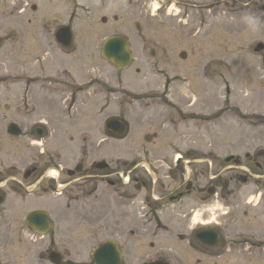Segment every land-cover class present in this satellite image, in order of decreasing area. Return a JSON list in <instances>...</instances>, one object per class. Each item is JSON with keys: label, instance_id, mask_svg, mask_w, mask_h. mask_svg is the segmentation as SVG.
Instances as JSON below:
<instances>
[{"label": "rangeland", "instance_id": "obj_1", "mask_svg": "<svg viewBox=\"0 0 264 264\" xmlns=\"http://www.w3.org/2000/svg\"><path fill=\"white\" fill-rule=\"evenodd\" d=\"M247 2L0 0V186L16 185L10 181L22 178L23 166L46 161L44 143L31 144L32 126L43 118L18 115L17 100L25 84L18 83L20 76L50 78L75 105L56 103L70 120L65 140L48 143L46 150L60 158L67 152L70 169L82 159L85 168L93 162L110 166L86 182L72 179L75 188L61 198L80 196L78 202L88 205L92 199L83 198L86 194L101 195L100 204L107 207L79 217L126 226L138 239L132 240L138 253L127 264H139L144 256L146 263L159 257L168 264H264V162L258 161L261 169L253 162L264 150V51L255 52L264 44V27L256 3L241 9ZM214 10L221 16L216 22ZM64 28L73 34L69 48L54 40ZM112 37L130 44L134 60L127 71L101 58ZM94 81L98 86L89 88ZM234 104L244 115V129L225 125ZM114 117L128 125L124 138L115 140L106 129ZM14 122L24 128L20 137L7 134ZM208 126L215 129L208 137L194 131L205 135ZM147 136L153 139L146 142ZM229 155L241 165H227ZM245 171L253 177L237 183L236 175L246 176ZM144 181L147 187H139ZM190 182L191 195L170 204L167 198ZM212 188L215 196L208 194ZM62 204L57 200L47 208L62 219ZM114 205L132 209L124 217V211L114 214ZM146 220L157 223L162 237L149 239L146 230L137 231ZM204 229L216 230L226 242L222 258L209 259L191 234Z\"/></svg>", "mask_w": 264, "mask_h": 264}, {"label": "flooded vegetation", "instance_id": "obj_2", "mask_svg": "<svg viewBox=\"0 0 264 264\" xmlns=\"http://www.w3.org/2000/svg\"><path fill=\"white\" fill-rule=\"evenodd\" d=\"M240 1L245 2L246 0ZM257 2H262V4ZM257 2L254 0H248L247 3L242 4L241 9L250 6L251 3H256V7H260V10L262 11L260 21L264 27V0H258ZM56 44L60 48L61 45L57 42ZM57 50L61 52V50ZM62 54L64 55V53ZM19 78H22V80H19L18 83L25 84H23V95L19 96L17 100L19 101V105H17V114L20 115L22 112L23 114L29 116V113H32L34 118H36V116L43 118L36 126H32L35 135L32 137L33 142L30 143L32 145L37 144L39 147L43 146L44 143L45 147H47L48 143L65 140V133L67 124L70 120V113L67 112L66 114L65 109L61 108V106L57 107L56 104L59 102L58 100H63V102H68V100L72 101V98L70 99L71 96L63 90L64 86H60L57 81L50 78L37 79L32 77L30 79L24 76H20ZM95 86H98V84L94 81V84H92L89 88H93ZM226 92L227 95L230 94V91ZM77 93L78 95H82V92ZM71 101L69 102V105L71 103H74L75 105V100ZM238 105L239 104L235 106L234 104L232 109L234 114L229 118L227 123L225 122V125H234V127L244 129L245 118H243L244 115ZM27 116H25L26 121L29 120ZM111 119H118V117ZM119 119L124 121L127 131L128 125L126 121L123 118ZM38 125H40V127ZM12 126H14V128ZM210 128L211 126L204 127L205 135L198 128H195L194 131H196L197 134L201 133L203 137H208L210 132L213 133V130H215H210ZM225 129L226 127L223 128V132ZM6 131L8 135L15 136L17 134L15 137H20L24 132V128L22 125L14 122L7 127ZM108 133L115 140L119 138L111 132ZM32 134L33 133H30V135ZM124 137L125 136L122 138ZM147 138L151 137L147 136L145 138L146 142H148ZM242 138L243 137L239 140ZM152 139L153 137L149 141ZM45 147L41 150V155L46 156V161H41V163L33 161L28 166H23L24 173L22 178L20 180L12 179L10 181L14 182L16 185H9L6 183L7 185L5 184L0 186V264H53V258L55 260H60L58 264H65L68 261L78 264H94L92 262L94 251L101 248L106 243H110L112 249L115 250L117 255H122L123 260L121 264H127V259L130 257L135 258V254L138 253V248L132 244V240L134 242V240L138 239L137 237H134V235L126 233V226L121 223H106L108 218L101 220V218L95 219V217H93L90 221H86L85 219H81L79 217L83 215V213L86 214L90 212L97 214L99 210L103 211V209L107 207V203L100 204V200L103 199L101 195L99 196L94 193L92 196H87L88 194H86L83 198H87L88 200L92 199V202L88 205L83 203V200L81 204L78 202V200L81 201L79 199L80 196L74 197L72 201H70L71 199L69 196L66 199L61 198L64 197L65 192H69L75 188L72 179H74L76 183L86 182L87 179L95 176L93 174H98L99 170H108L110 167L109 164L106 162H93L90 164L89 168H85L87 164L82 159L76 163V166L70 169L66 167L69 162L67 152L61 156L62 158L58 156L55 157L50 155ZM230 155L226 157V164H235L240 166L241 161ZM254 156L253 162L256 163L258 169H261V165L258 164V161L262 160L264 162V150L257 151ZM246 157L252 158L249 154ZM101 165H106V168H101ZM20 167H22V164H20ZM245 173L246 176L241 174L236 175L235 179L237 183L246 184L249 180L248 177H253L250 172L245 171ZM52 174H56V176H53ZM0 177L2 179V176ZM240 177L246 179L245 183L240 181ZM1 179L0 183L3 181ZM130 181L131 179H129V182ZM28 182L31 183L28 184ZM111 184L114 185L115 183L111 182ZM147 185L148 182L144 181L139 185V187L146 188ZM193 189V183L190 182L185 189L182 188V190L176 195H172L167 199H169L170 204H175L190 196ZM208 194H213L215 196L216 188L215 190L214 188L209 190ZM54 195L59 197L56 198ZM57 200L60 203L63 202L62 207L59 205L62 209V219H60L58 213L53 214L52 211L47 208L48 205L56 206ZM43 206H45V208ZM162 206V203L157 205V207ZM115 209L118 210L115 211L114 214H118L119 211H124V217H126L128 216L126 213H128L132 208L130 205H117ZM36 212L44 213L47 217V220L43 222L42 225H37L33 221H30V216ZM74 214L78 217L74 218ZM101 221L105 224L102 225ZM137 227V231L139 232H141V229L147 231L144 233L146 238L158 240L162 237L157 232V223L154 221L149 223L146 220V224H139ZM204 230L216 231L213 229ZM131 231L134 232L133 227L131 228ZM200 231H193L191 233L194 235V239L196 241V234ZM152 235L155 236L152 237ZM80 238H82V240L79 241ZM179 239L184 240L183 236H179ZM152 244L153 243H150L149 246L151 247ZM90 245H92V247H89ZM201 246L210 255L209 259L212 260L222 258L226 254L225 251L227 249V245L226 242L222 240L220 234L218 244L215 247L209 248L203 245ZM85 258H89L90 262L87 263V261H82ZM143 258L140 259L139 264H148L152 262L150 261L146 263ZM157 258L158 259H155L154 261L163 260L159 257Z\"/></svg>", "mask_w": 264, "mask_h": 264}, {"label": "water", "instance_id": "obj_3", "mask_svg": "<svg viewBox=\"0 0 264 264\" xmlns=\"http://www.w3.org/2000/svg\"><path fill=\"white\" fill-rule=\"evenodd\" d=\"M56 41L59 45L63 47H69L72 43V34L70 28L61 29L55 36ZM2 45V40L0 39V48ZM130 45L126 38L123 37H112L109 38L102 50V58L110 62L117 70L125 71L127 70L133 60V56L129 51ZM264 51V45L259 44L256 48V52L260 53ZM14 128V126H12ZM107 129L112 131L118 136H123L126 132V125L123 120L112 119L107 122ZM17 135V134H16ZM151 138H147L149 142ZM101 168H106V165H101ZM240 181L245 183L246 179L240 177ZM47 220L44 213H33L30 216V221H33L37 225H42L43 222ZM46 224V223H44ZM197 240L207 246L214 247L218 243L219 235L217 232L213 231H202L196 234ZM94 264H121L122 255H117L115 250L112 249L110 243H106L101 248L97 249L93 255ZM60 260L53 258V263L58 264ZM65 264H77L73 262H66ZM150 264H165L161 261H156Z\"/></svg>", "mask_w": 264, "mask_h": 264}, {"label": "bare ground", "instance_id": "obj_4", "mask_svg": "<svg viewBox=\"0 0 264 264\" xmlns=\"http://www.w3.org/2000/svg\"><path fill=\"white\" fill-rule=\"evenodd\" d=\"M221 19V16L218 15V13L216 12V10L213 11V20L218 21Z\"/></svg>", "mask_w": 264, "mask_h": 264}]
</instances>
